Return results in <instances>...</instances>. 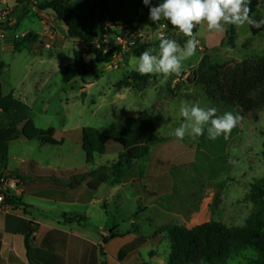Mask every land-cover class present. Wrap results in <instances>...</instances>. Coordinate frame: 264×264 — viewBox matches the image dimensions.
I'll use <instances>...</instances> for the list:
<instances>
[{
    "label": "rangeland",
    "instance_id": "1",
    "mask_svg": "<svg viewBox=\"0 0 264 264\" xmlns=\"http://www.w3.org/2000/svg\"><path fill=\"white\" fill-rule=\"evenodd\" d=\"M50 1L53 0H5L2 4L9 10L13 23L12 27H6L10 33H5L4 38H12L20 49L25 48L29 35L34 42L30 53L27 49L14 54L7 47L0 51V60L6 66L0 73V82L5 88L18 81L28 85L34 97L30 108L36 127L66 132L60 135L64 141L52 146L19 139L10 146L9 158L29 162H11V167L21 170L0 168V173H112L118 148L111 145L104 155H95L87 163L79 143L80 129L90 127L101 132L118 129L126 120L148 112L153 116L159 142L151 146L146 158L129 165L119 197L104 206L107 215L101 206L91 205L88 220L82 222L94 233H98L104 223L108 228L114 226L110 231L127 233L125 239L108 241L109 235L99 239L101 262L140 264L143 260L149 264H167L166 227L176 225L191 229L209 221L226 226L244 225L255 213V206L248 199L250 189L264 180V109L245 114L226 107L216 96L206 94L204 86L196 82V73L205 56L217 64L263 57L264 27L228 25L223 33H214L199 25L194 30L198 40L196 53L185 62L179 77L140 75L133 53L140 48L159 50L154 34L159 24L166 23V37L175 39L181 46L188 38L177 35L178 30L167 21L161 20L156 25L145 16L141 27L145 39L136 47L123 49L117 38L124 39L136 26L133 22L138 7L144 4L142 0H112L109 16H114L115 20L105 17L103 21L106 33L103 63L97 64L90 57L91 74L63 84L62 72L73 62V52L88 56L80 42L68 38L66 27L55 19L52 11L40 10ZM59 1L71 7L77 0ZM159 2L162 0H152L151 6ZM251 2L260 19L264 18V0ZM144 7L145 13H149V6ZM90 9L85 12L88 25L98 20L97 11ZM127 21L132 23L128 25ZM42 26H49L52 39L28 33L38 32ZM26 32L25 37L19 36ZM39 57L54 61L55 70L49 88L35 90L40 84L35 75L39 68L31 69L30 65ZM133 75H140L142 80H132ZM184 101L215 107L217 115L231 112L240 117V122L227 139L221 135L210 140L205 132L196 140H178L170 133L183 122L179 107ZM1 123L4 126L8 122L2 119ZM33 213L38 212L30 214ZM50 213L53 215L54 211ZM105 238L107 242L103 243ZM255 258L256 255L247 250L229 259L227 264H249Z\"/></svg>",
    "mask_w": 264,
    "mask_h": 264
},
{
    "label": "trees",
    "instance_id": "2",
    "mask_svg": "<svg viewBox=\"0 0 264 264\" xmlns=\"http://www.w3.org/2000/svg\"><path fill=\"white\" fill-rule=\"evenodd\" d=\"M110 2L112 0H77L71 7H66L59 0H53L40 7V10L52 11L55 19L66 27L68 38L80 42L85 47L87 56L93 57L97 64H101L106 48L103 21L105 17L115 20L114 16H109ZM138 8V15L133 22L136 26L131 32L141 28L144 17L149 16V13H145L144 5H139ZM250 8V15L260 20L257 8L252 2ZM89 9L97 11V23L88 25L85 12ZM131 23L126 22L128 25ZM33 42L29 35L27 49ZM229 42L233 45L231 38ZM19 50V46L15 44L14 51ZM143 51L144 49L140 48L133 54L139 57ZM85 58L80 52H73V62L62 72L63 84H69L77 78L91 74V65L85 62ZM4 69L5 64L0 61V73ZM132 80L141 81L142 77L133 75ZM196 82L204 86L209 97L216 96L226 107L239 109L245 114L264 109V56L224 64L214 63L205 56L198 65ZM2 119L8 122L7 127H3ZM79 133V143L87 163H90L95 155H104L111 145L118 148V159L111 166L110 176L116 184L121 183L129 165L146 158L151 146L159 142L153 116L148 112L126 120L118 129L101 132L83 127ZM61 134L53 128L37 129L30 119L29 107L14 99L12 95H3L0 83V168L6 165L8 142L11 139L22 137L27 141L37 140L44 144L59 146L64 141L60 137ZM262 136L264 139V133ZM262 157L264 158V141ZM248 199L255 206V213L242 226H226L218 221H209L191 229L176 225L166 227L164 233L168 241L167 264H227L229 259L247 250L256 255L249 264H264V180L252 185ZM5 203L22 205L19 198H6ZM63 219L69 224L82 220L81 217L73 215H63ZM33 232L34 227L24 235L27 254L31 248ZM126 236V232L111 230L108 240L123 239ZM92 249L93 256L89 257L87 264H98L95 254L97 247ZM140 264L149 263L141 260Z\"/></svg>",
    "mask_w": 264,
    "mask_h": 264
},
{
    "label": "crops",
    "instance_id": "3",
    "mask_svg": "<svg viewBox=\"0 0 264 264\" xmlns=\"http://www.w3.org/2000/svg\"><path fill=\"white\" fill-rule=\"evenodd\" d=\"M28 33L52 39L49 26H42L40 31H28ZM14 46L15 41L12 38L0 39V51L7 47L14 54L27 50L28 44L25 43V48L17 52L14 51ZM34 67L39 68L35 75L40 83L34 89L49 88L50 79L54 75L55 62L39 57L30 65L31 69ZM1 85L3 95H12L14 99L29 107L30 119L36 127L30 108V104L34 103V97L28 85L24 86L21 81L13 85L8 84L7 88L3 83ZM39 99L44 100L41 97ZM7 126L8 123L3 127ZM59 132L66 134L63 131ZM19 139L24 138L18 137L8 142L6 165L3 167L8 171L21 170L20 167H11V162L19 161L20 164L29 162L13 156L9 158L10 146ZM6 174L19 181L21 193L17 198L22 205H7L0 210V264H87L89 257L93 256L92 247H97L95 253L97 263H101L102 258L98 253L99 239L107 237L114 226L108 228L104 223L98 228V233H94L88 230L87 224L82 225V222L86 223L88 220V207L91 205L101 206L104 215H107V208L104 209V206L119 197L121 186L125 184L123 181L120 184L114 183L113 178H110L111 173L8 172ZM125 178L124 176L123 179ZM32 211L38 213L30 214ZM52 211H54L53 215L50 213ZM63 215L79 216L82 220L69 224L64 221ZM33 227L31 248L27 254L24 235Z\"/></svg>",
    "mask_w": 264,
    "mask_h": 264
},
{
    "label": "clouds",
    "instance_id": "4",
    "mask_svg": "<svg viewBox=\"0 0 264 264\" xmlns=\"http://www.w3.org/2000/svg\"><path fill=\"white\" fill-rule=\"evenodd\" d=\"M142 2L149 6V20L153 24L167 21L178 30L177 35L188 39L181 46L175 39L161 34L158 51L149 48L137 57L136 71L140 75L179 77L185 62L196 53L198 40L194 30L199 25L214 33H223L228 25L237 28L245 25L256 29L264 27V18L256 20L250 15L251 0H162L155 6H151L152 0ZM217 111L215 107H202L198 103L184 101L179 107L183 122L170 135L178 140H196L206 132L210 140H216L221 135L227 139L239 124L240 117L231 112L217 115Z\"/></svg>",
    "mask_w": 264,
    "mask_h": 264
},
{
    "label": "built area",
    "instance_id": "5",
    "mask_svg": "<svg viewBox=\"0 0 264 264\" xmlns=\"http://www.w3.org/2000/svg\"><path fill=\"white\" fill-rule=\"evenodd\" d=\"M4 2L5 0H0V39H4L5 33H10V30H6V27L13 26V23L9 18V10L2 6ZM167 30L168 25L166 23L159 24L154 31L157 41H159L161 34L166 36ZM140 32L144 34L142 28H136L133 32L127 33L124 39L118 37V45L122 46L123 49H130L138 46L141 41L145 39L144 35H141ZM19 36L25 37V34ZM15 38H18V36L16 35ZM20 193L19 181L6 173H0V210L7 207V204L5 203L6 198H17Z\"/></svg>",
    "mask_w": 264,
    "mask_h": 264
},
{
    "label": "water",
    "instance_id": "6",
    "mask_svg": "<svg viewBox=\"0 0 264 264\" xmlns=\"http://www.w3.org/2000/svg\"><path fill=\"white\" fill-rule=\"evenodd\" d=\"M89 59H90L89 57H86V58H85V62L88 63ZM106 242H107V238H105V239L103 240V243H106Z\"/></svg>",
    "mask_w": 264,
    "mask_h": 264
}]
</instances>
